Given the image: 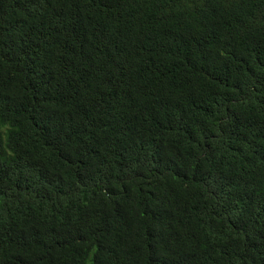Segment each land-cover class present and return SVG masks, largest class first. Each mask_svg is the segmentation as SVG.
Listing matches in <instances>:
<instances>
[{
	"label": "trees",
	"instance_id": "obj_1",
	"mask_svg": "<svg viewBox=\"0 0 264 264\" xmlns=\"http://www.w3.org/2000/svg\"><path fill=\"white\" fill-rule=\"evenodd\" d=\"M0 264H264V0H0Z\"/></svg>",
	"mask_w": 264,
	"mask_h": 264
}]
</instances>
